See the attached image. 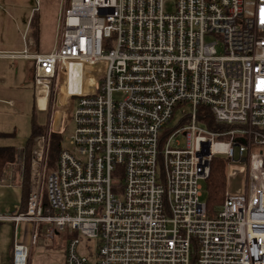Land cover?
Here are the masks:
<instances>
[{
  "label": "built area",
  "instance_id": "built-area-1",
  "mask_svg": "<svg viewBox=\"0 0 264 264\" xmlns=\"http://www.w3.org/2000/svg\"><path fill=\"white\" fill-rule=\"evenodd\" d=\"M28 29L0 59L32 61L39 109L60 119L34 138L24 210L0 212L14 235L28 227L14 264L60 232L73 234L64 264H264V0H60L45 54ZM177 110L181 126L166 132ZM69 112V147L49 168ZM216 155L225 191L209 210L202 181Z\"/></svg>",
  "mask_w": 264,
  "mask_h": 264
},
{
  "label": "rangeland",
  "instance_id": "rangeland-1",
  "mask_svg": "<svg viewBox=\"0 0 264 264\" xmlns=\"http://www.w3.org/2000/svg\"><path fill=\"white\" fill-rule=\"evenodd\" d=\"M60 0H0V51L18 52L25 47L23 31L29 22L34 11L39 17V36L34 49L39 53H48L55 44L56 21ZM28 36L31 30H27ZM30 61V60H29ZM22 59H0V100L10 101L12 105L0 102V146H13L19 154L23 151L25 144L31 134V120L35 112L37 123H45L48 119V112L39 109L38 101L34 96V84L29 76V68L32 70V61ZM77 91L75 83L69 87V92ZM68 94L67 90L62 93ZM115 97H119L115 95ZM52 103V99H50ZM187 110V107H185ZM65 115L62 117L61 147L68 148L70 137L74 131V123ZM188 113V110H187ZM52 114H54L52 112ZM57 116V115H56ZM182 120L181 111L177 110L174 118L166 126L165 131H172L180 127ZM189 122H184L188 124ZM203 127L207 128L205 125ZM48 131L49 126H45ZM179 146L186 145L183 134L177 135ZM253 150H255L253 148ZM216 157H224L216 155ZM225 158V157H224ZM116 179L121 180L115 174ZM235 185H241V177L234 181ZM202 201H207L206 181H202ZM21 204V190L6 175L0 180V212L15 213ZM215 210L220 205H214ZM25 223H19L14 237L21 241L22 230ZM73 235V234H72ZM68 233L60 232L54 238H46L39 235L30 249L29 264H64ZM13 241V228L11 223L0 224V264H11V252ZM92 247L93 240L81 239L77 248Z\"/></svg>",
  "mask_w": 264,
  "mask_h": 264
},
{
  "label": "trees",
  "instance_id": "trees-1",
  "mask_svg": "<svg viewBox=\"0 0 264 264\" xmlns=\"http://www.w3.org/2000/svg\"><path fill=\"white\" fill-rule=\"evenodd\" d=\"M39 17L34 11L29 19L28 26L32 33V38L34 40V44L37 45L38 43V36H39ZM34 47V46H33ZM64 97V96H63ZM201 108H199L198 117L200 122L208 124L212 126L211 122V115L207 110L205 111L204 116H201ZM50 113V111H49ZM45 126L37 123L35 112L33 113V117L31 120V134L23 148L26 163L29 161L30 151L33 145L34 138L38 135H42L45 131ZM50 146H49V165L48 167L51 168L54 165L55 158L57 153L60 150V142H61V135L58 133H51L50 135ZM15 158V148L13 146H0V179L3 174V170L7 162L14 160ZM210 172L209 176L207 177L206 181V194H207V207L208 209H212L214 205L219 203L224 197L225 191V173H226V159L224 157H214L210 163ZM24 184L21 189L23 204L19 207V211L24 210L26 196L28 191V168L26 165V172L24 175Z\"/></svg>",
  "mask_w": 264,
  "mask_h": 264
},
{
  "label": "crops",
  "instance_id": "crops-1",
  "mask_svg": "<svg viewBox=\"0 0 264 264\" xmlns=\"http://www.w3.org/2000/svg\"><path fill=\"white\" fill-rule=\"evenodd\" d=\"M28 25V24H27ZM27 27V26H26ZM30 29V28H29ZM31 36H32V33H31ZM35 47H33V48H31L33 51H37V50H35L34 49ZM13 60H16V59H13ZM23 60V59H22ZM24 60H27V59H24ZM27 61H29V60H27ZM30 62V61H29ZM29 76H30V79H32V81H33V62H32V70L29 68ZM0 102H4L5 104H7V106L8 105H12L11 103L10 104H8L7 102L8 101H2V100H0ZM38 104H39V107L41 108V107H43L40 103H39V99H38ZM42 111V110H41ZM47 113V112H46ZM51 119V120H50ZM49 120H50V122H49ZM51 124H53L54 125V127H57L58 125H57V122H56V116H55V114H53V116H52V113H48V119H47V121L45 122V123H42L41 125H43V126H46V125H50L51 126ZM1 135V134H0ZM17 160H18V153L15 151V158H14V160H12V161H10V162H7V164L5 165V167H4V170H3V174H2V177L4 176V175H6L7 177H8V179L9 180H11L14 184H17L18 186H19V188H20V190L22 189V187H23V184H24V182H25V178H24V175H25V172H26V169L24 170V172L20 169V167L18 166V165H16L15 163L17 162ZM25 161V160H24ZM10 163H14V165L13 166H10ZM28 163H26L25 162V165H27ZM2 177H1V179H2ZM20 177L22 178L21 180V183H20ZM12 178V179H11ZM0 179V180H1ZM23 204V198H22V192H21V204H20V206ZM3 224V223H2ZM12 225V224H11ZM12 228H13V241H12V247H13V242H14V227H13V225H12ZM27 225L25 224L24 225V227H23V230H22V236L23 235H25V231L27 230ZM22 240V239H21ZM31 247H32V245H31ZM31 247H30V249H31ZM29 256H30V252H29ZM28 261H29V258H28ZM11 264H14L13 262H12V252H11ZM27 264H29L28 262H27Z\"/></svg>",
  "mask_w": 264,
  "mask_h": 264
},
{
  "label": "bare ground",
  "instance_id": "bare-ground-1",
  "mask_svg": "<svg viewBox=\"0 0 264 264\" xmlns=\"http://www.w3.org/2000/svg\"><path fill=\"white\" fill-rule=\"evenodd\" d=\"M41 89H42L41 87L38 88L37 97L39 99V103L44 107V105H45V89L44 90H41Z\"/></svg>",
  "mask_w": 264,
  "mask_h": 264
},
{
  "label": "water",
  "instance_id": "water-1",
  "mask_svg": "<svg viewBox=\"0 0 264 264\" xmlns=\"http://www.w3.org/2000/svg\"><path fill=\"white\" fill-rule=\"evenodd\" d=\"M57 116H56V122H57V125L59 124V119H60V116H59V114H56Z\"/></svg>",
  "mask_w": 264,
  "mask_h": 264
}]
</instances>
